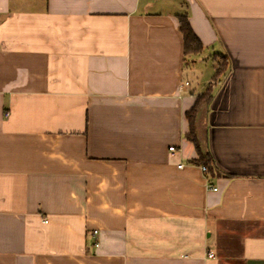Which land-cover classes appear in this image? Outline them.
<instances>
[{
  "label": "crops",
  "instance_id": "0c3cea01",
  "mask_svg": "<svg viewBox=\"0 0 264 264\" xmlns=\"http://www.w3.org/2000/svg\"><path fill=\"white\" fill-rule=\"evenodd\" d=\"M0 264H264V0H0Z\"/></svg>",
  "mask_w": 264,
  "mask_h": 264
},
{
  "label": "trees",
  "instance_id": "16d2710c",
  "mask_svg": "<svg viewBox=\"0 0 264 264\" xmlns=\"http://www.w3.org/2000/svg\"><path fill=\"white\" fill-rule=\"evenodd\" d=\"M178 19H179V29L183 35L185 56L198 55L202 53L204 50V46L201 40L199 39V37L192 29L188 15L187 14L178 15ZM219 58L224 59L225 65L223 67L221 66L217 67V71L215 74V78L217 79L227 69L226 57L219 56ZM212 98H213L212 85H209V87L203 93L197 96L196 102L193 105V107L186 112V118L189 122V133L187 134V136L195 144L199 154L198 159L196 161L202 164V166H205L206 167V170L204 171L205 174L211 176L216 173V166L210 154L208 152L203 153L201 150V144L197 138V133H196V122L200 110L204 106L208 105L211 102Z\"/></svg>",
  "mask_w": 264,
  "mask_h": 264
},
{
  "label": "rangeland",
  "instance_id": "374dc122",
  "mask_svg": "<svg viewBox=\"0 0 264 264\" xmlns=\"http://www.w3.org/2000/svg\"><path fill=\"white\" fill-rule=\"evenodd\" d=\"M225 65V61L222 58L217 59V65L214 63V60L209 58V61L206 60V62H204V66L206 67L204 72H205V76L210 75L214 73L213 69L215 68V66H221L223 67Z\"/></svg>",
  "mask_w": 264,
  "mask_h": 264
},
{
  "label": "built area",
  "instance_id": "2783aa9c",
  "mask_svg": "<svg viewBox=\"0 0 264 264\" xmlns=\"http://www.w3.org/2000/svg\"><path fill=\"white\" fill-rule=\"evenodd\" d=\"M170 149L173 150L174 149V146H171ZM181 166H182V164L179 165V167H181ZM202 169H203V171H205L206 170V167L205 166H202ZM209 188H212L214 190H217V187H215V186L212 187L211 185H209ZM94 232H95V234H97L98 231L95 230ZM95 245L98 246L99 245V242L96 241L95 242ZM209 256H214V254L212 252H209Z\"/></svg>",
  "mask_w": 264,
  "mask_h": 264
}]
</instances>
